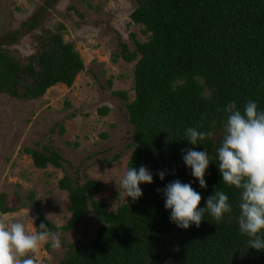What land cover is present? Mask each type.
I'll list each match as a JSON object with an SVG mask.
<instances>
[{
	"label": "trees",
	"instance_id": "16d2710c",
	"mask_svg": "<svg viewBox=\"0 0 264 264\" xmlns=\"http://www.w3.org/2000/svg\"><path fill=\"white\" fill-rule=\"evenodd\" d=\"M58 1L44 0L16 28L0 35V96L37 99L57 84L71 86L84 70L75 45L64 40V24L44 22ZM131 1L130 20L142 27L146 40L132 35L134 48L130 49L119 39V51L112 60L135 61L134 98L129 100L123 90L113 94L124 103L133 127L127 167H147L153 183L141 184L143 195L136 202L127 197L111 213L104 201L95 198L101 183L81 174L83 162L74 165L47 139L25 146L23 152L38 169L51 165L63 170L58 187L67 194L68 220L57 226L46 219L36 207L33 191L26 199L18 196L16 206L0 193V212L28 208L36 228L43 222L51 231H59L63 254L57 264H264V250L248 248L247 238L239 234V192L222 184L217 165L223 136L219 120L226 115V105L234 101L242 110L254 100L264 110V0ZM36 30L34 52L24 57L10 50ZM98 112L106 115L109 109L102 107ZM201 116H207L204 130L217 119L216 134L202 144L190 145L185 132L198 127ZM58 127L63 134L62 124ZM187 148L209 153L206 188L200 187L183 162L182 150ZM160 171L165 173L163 181L157 175ZM177 179L191 183L201 194V208L216 189L224 191L232 213L220 223L205 213L199 228L194 224L188 229L177 227L164 206L162 191ZM90 215L101 223L94 237L68 242L63 235L85 226ZM82 233L86 234L84 228Z\"/></svg>",
	"mask_w": 264,
	"mask_h": 264
},
{
	"label": "rangeland",
	"instance_id": "374dc122",
	"mask_svg": "<svg viewBox=\"0 0 264 264\" xmlns=\"http://www.w3.org/2000/svg\"><path fill=\"white\" fill-rule=\"evenodd\" d=\"M43 1L0 0V35L16 28ZM133 8L131 0H59L48 12L45 24H64V40L75 45L85 68L71 86L57 84L37 99L0 96V193L7 195L8 204L16 206L18 196L26 199L33 191L36 207L45 217L49 216L57 226L68 220L67 194L58 187L63 170L51 165L38 169L23 152L25 146L47 139L74 165L83 162L81 174L88 180L101 183L95 198L104 201L109 212L125 201L117 185L131 155L128 143L133 127L127 120L124 103L113 91H127L129 100L134 98L135 61L113 62L112 58L119 51V39L130 49L134 48L132 35L139 41L146 40L142 27L130 20ZM38 32L26 35L10 50L28 56L36 49ZM102 107H108L106 115L99 114ZM59 124L64 127L63 134L58 133ZM53 126L55 131L50 133ZM115 155L117 160H113ZM0 216L22 218L33 227V214L28 208L0 212ZM100 224L90 215L85 226L63 236L68 242L88 240ZM62 254V246L55 250L45 245L38 253L37 264H57Z\"/></svg>",
	"mask_w": 264,
	"mask_h": 264
},
{
	"label": "clouds",
	"instance_id": "9594fccd",
	"mask_svg": "<svg viewBox=\"0 0 264 264\" xmlns=\"http://www.w3.org/2000/svg\"><path fill=\"white\" fill-rule=\"evenodd\" d=\"M225 117L219 120L223 129L220 146L217 148L219 172L222 184L239 192V214L237 216L239 234L247 238V247L257 251L264 250V110L258 109L254 100H249L242 110L237 104L229 102L224 109ZM207 116H201L198 127H188L185 136L190 145L202 144L213 139L217 119H212L205 129ZM183 162L191 169V175L206 188L205 175L211 158L208 151L192 148L182 150ZM164 180L165 173H157ZM153 174L145 166L137 170L126 167L117 188L125 198L136 202L142 195L141 184H152ZM157 189V192H160ZM165 208L170 210V220L181 229L191 225L200 227L205 213L216 223L224 220L233 211L229 196L222 190H215L206 201V207H199L202 196L194 190L191 183L174 180L162 190ZM49 220V216H46ZM55 250L62 246L61 233L51 231L40 223L39 228L29 227L22 218L9 219L0 216V264H37L38 253L45 245Z\"/></svg>",
	"mask_w": 264,
	"mask_h": 264
}]
</instances>
